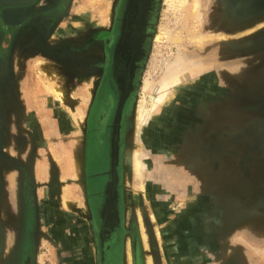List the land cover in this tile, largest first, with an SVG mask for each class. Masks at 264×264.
Here are the masks:
<instances>
[{"label":"rangeland","instance_id":"1","mask_svg":"<svg viewBox=\"0 0 264 264\" xmlns=\"http://www.w3.org/2000/svg\"><path fill=\"white\" fill-rule=\"evenodd\" d=\"M114 2L70 0L62 7L60 0H40L38 7L60 13L63 8L64 16L31 53L13 55V66L21 65L29 83L47 79L41 64L55 65L57 77L63 74L71 87L59 92L79 135L89 89L73 86L59 61L89 20L96 29L108 24ZM152 2L150 32L128 100L123 230L118 246L111 247V264H264V0ZM15 12L0 9V22H13ZM171 68L180 79L168 85L166 99L138 126L140 104L154 96L145 82L158 85ZM10 113L6 130L14 117ZM1 132L2 127V137ZM6 154L25 162L23 152ZM24 156L33 173L38 152ZM21 168L6 155L0 158V264H12L15 251ZM62 249L51 242L37 246L34 264H85L84 246Z\"/></svg>","mask_w":264,"mask_h":264},{"label":"flooded vegetation","instance_id":"2","mask_svg":"<svg viewBox=\"0 0 264 264\" xmlns=\"http://www.w3.org/2000/svg\"><path fill=\"white\" fill-rule=\"evenodd\" d=\"M39 1L33 0L26 6L13 7L14 12L17 9L24 10L14 13L13 22L10 19L7 24L0 22V158H5L6 155L13 164L23 167L16 189L18 218L15 221V251L10 260L12 264L35 262V191L38 185L29 170L28 159L24 158L25 162H22L21 159L6 154L7 148L12 147L16 155L22 154L25 146L27 151L33 149V145L27 143L23 135L16 136L13 133L8 136L10 122L7 121V130L4 127L6 115L12 113L10 107L14 109L12 115L17 114L18 100L13 90L17 78L13 72L12 59L15 52L31 53L32 46L41 42L48 30L55 27L64 16L63 8L61 13L46 10L49 9L48 6L43 8L35 4ZM69 1L60 0L62 7ZM152 6V0H115L108 24L96 29L89 20L86 30L75 32L71 49L63 52L59 61L60 67L72 76L73 86L85 84L89 89V101L81 131L84 157L81 174L87 206L84 217L87 219V227L81 237L85 264H111V247L118 246L123 230V135L128 119V100L141 68L147 32H150ZM4 102L7 104L1 105ZM15 123L14 118L12 124ZM4 134L7 138H4ZM90 154L94 159L90 158ZM61 242L59 247L63 251L68 248L69 252L76 246L79 247L80 241H75L71 246Z\"/></svg>","mask_w":264,"mask_h":264},{"label":"crops","instance_id":"3","mask_svg":"<svg viewBox=\"0 0 264 264\" xmlns=\"http://www.w3.org/2000/svg\"><path fill=\"white\" fill-rule=\"evenodd\" d=\"M54 66L41 64L46 70L47 80L31 79L30 83L25 76L22 78L21 65L18 64V68L13 66L20 103L17 110L20 111L14 116L15 125H9L8 136L21 134L27 143L29 137L33 149L38 152L32 173L38 184L35 191L38 247L48 242L59 247L61 241L67 246L74 245L75 241L84 245L81 237L87 227V219L84 218L87 214L86 193L81 174L84 165L82 135L77 134L75 118L59 92L71 84L64 83L63 74L61 78L57 77L60 74L55 73L57 69ZM65 97V101H71L69 95ZM21 120L24 126L20 125ZM7 149L14 150L13 147ZM27 150L25 146L23 154ZM24 155L23 159L26 158Z\"/></svg>","mask_w":264,"mask_h":264},{"label":"bare ground","instance_id":"4","mask_svg":"<svg viewBox=\"0 0 264 264\" xmlns=\"http://www.w3.org/2000/svg\"><path fill=\"white\" fill-rule=\"evenodd\" d=\"M5 1L21 2L24 0H0V2H5ZM178 1L181 5L185 2V0H178ZM169 6H171L170 2H169ZM156 38L159 39L160 37L157 36ZM179 75H180L179 71L171 68L169 69L168 72V76H169L168 79L167 80L164 79V81H162L158 85H150L147 81L145 82L144 88H149L154 93V96L150 97L149 103L146 104L144 101H142V103L140 104L139 111L137 113V120H136L138 126L146 122V118L149 115L150 110H153L154 106L157 105L156 103L162 102V100L164 101L166 99L168 93L167 89L170 86L169 84L178 81L180 79ZM140 163L141 162L139 155L136 154V163H135L136 169L140 166Z\"/></svg>","mask_w":264,"mask_h":264},{"label":"water","instance_id":"5","mask_svg":"<svg viewBox=\"0 0 264 264\" xmlns=\"http://www.w3.org/2000/svg\"><path fill=\"white\" fill-rule=\"evenodd\" d=\"M33 0H24L21 2H13V1H5V2H0V9L6 8V7H21V6H26L30 4Z\"/></svg>","mask_w":264,"mask_h":264}]
</instances>
